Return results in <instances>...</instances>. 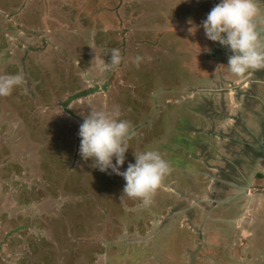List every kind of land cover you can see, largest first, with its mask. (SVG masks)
<instances>
[{"label":"rangeland","instance_id":"1","mask_svg":"<svg viewBox=\"0 0 264 264\" xmlns=\"http://www.w3.org/2000/svg\"><path fill=\"white\" fill-rule=\"evenodd\" d=\"M219 2L0 0V20L9 26L21 24L28 36L25 40L34 45L56 41L51 42L55 48L51 46L50 51L19 57L25 58L23 70L18 72L25 75L22 86L27 88L13 94L28 101L30 109L24 113L21 105L20 114L12 111L9 119L0 118V264H139L137 258H144L141 264H231L225 258H232L234 264L241 258L245 264L264 262V254L256 250H264V215L251 225L238 221L251 219L257 207L264 208L256 201L257 188L242 186V194L232 195L233 206L229 193L222 200L211 197L210 202L199 190L209 181L212 186L218 179L251 176L250 170L240 173L249 169V159L241 161L238 166L242 171L238 172L231 168L236 159L225 158L226 134H242L247 125L264 146V68L243 76L231 73L226 65L232 52L208 39L200 26ZM14 4L23 7L24 13L15 15ZM257 4L264 10V0ZM197 14L201 16L194 18ZM261 20L264 14L256 21L264 35ZM158 27L169 29L171 40H162L169 43L167 49H156L152 43V32L157 36ZM194 27L196 31H190ZM32 32L37 33L36 40L31 38ZM6 34L0 31V45L4 42L9 47V40L15 43L11 46L21 44L17 34L12 37L8 33L7 38ZM114 50L120 63L100 74L92 66L93 57L110 62ZM10 59L14 57H6ZM32 80L33 85L28 83ZM192 90L199 94L186 98L185 92ZM224 94L236 103L227 106L230 99L226 97L229 110L221 114L214 100H222ZM100 96L106 100L97 101ZM255 96L261 101L251 105ZM102 103L120 105V118L132 127L139 122L144 125L143 143L135 144L136 135L129 140L130 154L126 153L121 171L135 163V154L143 151L157 150L170 164L172 153L166 151L181 155L187 147L184 150L194 154L191 166L198 175L184 177V167H179L180 171L164 178L147 205L139 198L124 196L126 181L111 169L94 176L92 171L98 168L80 155L79 130L91 108L100 110ZM185 105L192 113L184 118L178 112ZM219 120L223 122L220 126ZM236 122L243 126L241 130L234 131ZM227 123L230 132L221 130ZM168 133L169 137L163 138ZM173 134L177 138H172ZM158 135L159 140L154 138ZM183 135L184 140L179 139ZM207 136L209 152L205 153ZM189 139L202 140V146L199 142L194 149L187 146ZM251 191L255 202L243 196ZM191 202L198 204L193 207L194 214L187 209ZM157 210L161 220L169 222L168 229L158 224L160 219L153 225L152 213L158 214ZM207 211L216 218L213 226L201 229ZM172 235V246L162 248L165 241L161 238ZM48 244L57 248L56 257L51 246L46 252Z\"/></svg>","mask_w":264,"mask_h":264},{"label":"clouds","instance_id":"2","mask_svg":"<svg viewBox=\"0 0 264 264\" xmlns=\"http://www.w3.org/2000/svg\"><path fill=\"white\" fill-rule=\"evenodd\" d=\"M260 15L257 0H220L200 25L208 39L230 49L232 55L226 66L237 76L264 68V35L256 22ZM193 29L196 31L195 27L190 31ZM120 59L117 50L112 52L110 62L95 56V67L103 74L118 66ZM25 83L22 72L0 75V97L10 96ZM79 136L81 157L85 161L91 159L93 167L100 171L111 169L122 176L126 181L124 196L139 198L145 205L171 171L169 162L157 150L135 154V163H129L127 169L121 171L129 150L128 142L135 132L129 121L120 118L118 108L111 111L91 108L80 125Z\"/></svg>","mask_w":264,"mask_h":264},{"label":"flooded vegetation","instance_id":"3","mask_svg":"<svg viewBox=\"0 0 264 264\" xmlns=\"http://www.w3.org/2000/svg\"><path fill=\"white\" fill-rule=\"evenodd\" d=\"M261 14H264V10L263 9H261ZM199 16H201V14H197V15H195L194 16V18H198ZM193 18V19H194ZM263 19V18H262ZM4 19H1L0 20V31L1 32H5V31H7V34L5 35V37L7 38L9 35H8V33H11V36L13 37L14 35H16L17 34V36L16 37H20V39H22L21 40V44L20 45H13V46H11V44H15V43H12L11 42V40H9V42H10V46L8 47V46H6V44L4 43V42H1V45H0V75H5V74H17V73H20V72H18V71H20V70H23V68H22V65H21V63H22V61H23V59H25V58H23L22 60L19 58V57H31V52L32 51H35V52H43V53H45V52H47V51H50L51 50V46H53V45H50L51 44V42L52 43H55L56 41L54 40V39H50L49 41L50 42H48V43H46L45 44V42H43V41H40V42H37L36 43V45H34L33 43H32V41L30 42H28L27 40H25V37H28L27 36V34L24 32V29H21V24H19V23H17L16 24V26L17 27H20L19 29H14V28H11V27H8L9 25H8V23H6L5 24V21H3ZM262 22V24L264 23V20H261ZM3 22H4V25H3ZM3 25V26H2ZM6 25V26H5ZM2 38L0 37V40H1ZM9 39V38H8ZM137 40V39H136ZM43 42V43H42ZM40 44H42L43 46H41L40 47ZM17 47H21L20 49H17ZM36 48V50H33V48ZM54 47V46H53ZM55 48V47H54ZM25 49H27V51L26 52H24V50ZM6 57H14V59H10V60H6ZM95 57H93V61H92V66L93 67H95V65H94V63H95ZM36 64H38V62H36ZM96 64V63H95ZM12 65H16L17 66V68L15 69ZM94 69V68H93ZM27 70V69H26ZM28 83H30V84H32L33 85V83H34V81L32 80V81H28ZM27 88V87H26ZM26 88L24 87V86H21V87H17L14 91H13V93H15L16 95L19 93V92H22L23 90H26ZM96 91H99L100 89L99 88H96L95 89ZM29 91V90H28ZM11 94L10 96H7V97H0V100H6V102H0V118H3V119H9V117H10V115H11V112L12 111H14V112H17V113H21L20 112V110H19V107L22 105V108H23V111H24V113L25 112H27L29 109H30V107L27 105V103H28V101H22V100H18V97L16 96V95H14V94ZM189 93V92H188ZM187 92H185V95H187L186 96V98H194V97H196V94H199V91H196L195 92V90H192V92L190 93V94H188ZM224 93V92H223ZM257 94V93H256ZM90 95H91V93H90ZM226 97H227V95H225L224 94V97H222L221 99L222 100H219L218 102L217 101H215L214 100V102H216V105L215 106H217V107H215L217 110H219L218 112L219 113H221V114H224L225 112H227L228 110H229V108L228 107H226V105H225V99H226ZM16 98V100H17V103L15 104L14 103V99ZM228 100L230 99V101H229V104L227 103V106H231V103H232V101L234 102V103H236V101L234 100V98L232 99V97L230 96V95H228ZM108 99V98H107ZM111 99V98H110ZM182 100H183V102H184V100H185V98L182 96V98H181ZM79 100H81V99H79ZM101 100V101H100ZM104 100H106V98H105V96H103V97H99V99L97 100V101H100V102H104ZM181 100V101H182ZM217 100V99H216ZM258 100H260L257 96H255L254 98H251L250 99V103H251V105L252 104H254V105H256L257 103H258ZM107 101H110V100H107ZM113 101V100H112ZM186 101V100H185ZM261 101V100H260ZM105 104V105H104ZM113 104V103H112ZM106 106H109L110 108H111V110H113L114 108H118L119 110H120V105H107L106 103H102L99 107H100V110H106ZM223 106H225V107H223ZM91 107V106H90ZM95 107H97V106H95ZM94 107V108H95ZM251 108H252V106H250ZM239 108H241V107H239ZM17 109H18V111H17ZM110 110V111H111ZM196 111H198V110H196ZM214 112V111H213ZM179 114H181V115H184V118H185V114H187V115H189V116H191V113H192V110H190V106L189 105H185L179 112H178ZM216 113V112H215ZM2 115V116H1ZM48 118V117H47ZM205 119H208V120H206V121H209L210 120V122H211V118L208 116L207 118H206V116L204 117ZM49 119H51V118H49ZM48 120V119H47ZM51 120H53V119H51ZM41 122V121H40ZM219 122V124H218V126H220V124H223V122H222V120H219L218 121ZM141 122H139V123H136L134 126H133V130H134V132H135V135L136 136H138V138L137 137H135L136 139H138V141L135 143V144H137V143H141V145H142V143L143 142H141V140L142 139H144V133L142 132V130H141V128L144 126H142L141 124H140ZM200 123V125L201 126H203L204 125V123L203 122H199ZM180 124V123H179ZM236 125V128L237 129H235L234 128V131H237V130H241V127H243V126H238L237 124V122L235 123ZM48 126V125H47ZM142 126V127H141ZM187 126V125H186ZM245 128H244V132L242 133V134H240V133H236V134H238V135H236V134H233V133H231L230 135H227L226 134V136L228 137L227 138V144H225L224 145V150H226V153H224L225 154V158L226 157H229V159L230 158H232V159H234L235 160V164L232 162L231 164H233V166H231V168L232 169H238V172H239V170H241L242 171V169H239L240 167L238 166V165H241V161L244 159V158H246V159H249V161H250V165L248 164V166H249V169L248 168H246L245 169V172H240L241 174L243 173V174H245L246 173V170H250L249 171V174H251V176H250V178H247V177H243V179L241 178V179H237V178H233V177H230V178H228V179H226V180H220V179H218L217 180V185H215V182L212 184V186L210 185V181L206 184V186L205 187H203V188H199V190H201L202 192H203V198H207V199H209V201L211 202V197H215L216 196V199L217 198H222L225 194H227V193H229V196H230V198H231V201H229L230 202V204H231V206H233V204H235L236 202H234V200H233V198H234V196H232L233 194H235V192H237L238 194L240 193V194H242V186H249V184L251 185V186H253L254 188H257V194H259V195H263V196H259V197H263V200L261 201L262 202V204L264 205V181H261L262 179H264V153H263V148H264V146H263V144L260 142V139L256 136V134L253 132V131H251L250 129H249V127L247 126V125H245L244 126ZM230 128H231V126L227 123V125L226 126H224V127H222L221 128V130H226L227 132H230L229 130H230ZM232 130H233V127H232ZM137 132L139 133V135L140 134H143V137H139V135H137ZM223 134H225V133H223ZM169 135V133L168 134H165V135H163L164 137L163 138H165V137H167ZM177 136L178 135H176V134H173L172 135V138L173 137H176L177 138ZM200 135H198V137H199ZM244 136V137H243ZM159 137H161V135L159 136H156V137H154V138H157V140H159ZM169 137V136H168ZM186 136L185 135H183L182 137H180L179 139H182V140H184V138H185ZM197 137V138H198ZM263 137V136H262ZM171 138V137H170ZM209 138L210 137H208L207 136V138H206V140H205V142H204V146H203V150H205V153H208L209 151H208V144L210 143V140H209ZM264 138V137H263ZM205 139V138H204ZM190 140H194V139H189L188 141H189V143H188V145L187 146H189V147H191V148H196L197 147V145H196V142H199V144H200V146H202L201 144H202V140H199V139H196V140H194V141H191L190 142ZM155 141V140H154ZM205 143H208L207 144V146H205ZM228 143H229V145H228ZM2 144L0 143V146H1ZM184 148H187V147H184ZM184 148H183V150L181 151V155L180 154H178V153H176V152H174V151H169V150H167L166 152L168 153V152H170V153H172L171 154V159L169 160V161H171L170 162V167H171V171L170 172H172V173H169V174H173V173H175V172H178V171H180V169H179V167H184L183 168V173H185L184 174V177H188L190 174H191V176L193 177V175H198L197 174V171L195 170H193V167L191 166V161H192V159H193V156H194V154H191V151H190V149H187V150H184ZM226 148H228V149H226ZM262 153V154H261ZM127 154H130V151H128L127 152ZM183 155H185V156H183ZM183 157V158H181V157ZM188 156V157H187ZM182 159H183V161H185V163H183V161H182ZM230 161H231V159H230ZM235 165V166H234ZM231 168L229 167L228 168V170H231ZM237 171V170H236ZM92 173H94V176H98V175H100L99 173H100V170L99 169H96V171L95 170H93L92 171ZM262 174V175H261ZM104 176V175H103ZM102 178V177H101ZM168 179H170V178H168ZM249 179V180H248ZM187 180V179H186ZM188 181V180H187ZM260 181V183H261V185L259 186V187H257V182H259ZM190 185V184H189ZM189 185H188V187H189ZM202 185H204V184H202ZM239 185V186H238ZM189 189H190V187H189ZM192 189V188H191ZM191 189H190V191H191ZM253 194V193H252ZM248 196V198L251 200L252 198H254V197H252L251 196V194H245V195H243V196ZM254 196V195H253ZM33 198H34V196H33ZM32 200V199H31ZM222 200V199H221ZM204 201V200H203ZM43 202L45 203V204H47L46 202V200L44 199L43 200ZM52 204H54V203H52ZM49 205H51V204H49ZM198 204H192V202H191V204H188L187 205V209L190 211V212H192V214H194L193 213V207L194 206H197ZM218 205V204H217ZM250 206H254V205H250ZM53 209V208H52ZM148 210H150V209H148ZM236 209H234L233 210V207H231V211H235ZM157 213L158 214H156V213H152V217H153V219L154 220H152V222H153V225H157V223L156 224H154L155 223V221H158L159 219L161 220V218H160V215L161 214H159V211L157 210ZM237 216H238V214H237ZM236 216V217H237ZM41 218V217H40ZM60 218H61V216H60ZM59 218V219H60ZM214 218H216V216H215V214L213 213V212H211V214H209V212L207 211V212H205V214H204V217H202V220H201V229H202V226L204 227L205 226V228L207 227V225H211V226H213V224H214ZM249 220V219H248ZM164 222H166V220H161V222L159 223L158 222V224H160V226H162V225H164L163 227H165V228H167L168 229V223L169 222H166V223H164ZM242 225H245V223H244V221L242 222ZM246 226V225H245ZM164 229V228H163ZM240 234V233H239ZM239 234H237L236 235V237H238V238H240L241 237V235H239ZM155 236V235H154ZM159 236L160 237H163L162 236V234H159ZM158 236V237H159ZM240 236V237H239ZM159 237V238H160ZM172 238H173V235L172 236H170L169 238H167V239H162L161 238V240H162V242L163 241H165L164 242V244H162V248H165V247H167L169 244H171V246H172ZM166 240H168V242H166ZM53 243H56V242H53ZM159 243H161V242H159ZM58 244V243H57ZM49 246H51L52 248H53V251L55 252V257H56V255H57V251H56V249L57 248H55V247H53V245H49L48 244V246H46V252L48 251V250H51L50 248H49ZM175 246V245H174ZM173 246V247H174ZM169 247V246H168ZM172 247V248H173ZM45 252V253H46ZM35 253H37V251H35ZM140 253H141V250H139L138 251V257H141V255H140ZM118 255V254H117ZM135 257V256H134ZM120 259H121V257H120ZM138 260H139V264H141V262L143 261V259L144 258H142V259H139V258H137ZM123 261V260H122ZM125 262V261H124ZM121 263H123V262H120V264ZM126 263V262H125Z\"/></svg>","mask_w":264,"mask_h":264},{"label":"crops","instance_id":"4","mask_svg":"<svg viewBox=\"0 0 264 264\" xmlns=\"http://www.w3.org/2000/svg\"><path fill=\"white\" fill-rule=\"evenodd\" d=\"M14 6V7H13ZM12 9H15V11H14V13H15V15L17 14V13H24V11H23V7H21L20 5H17V6H15V4L14 5H12ZM15 15H13L12 17H11V19L12 18H14L15 17ZM0 17H3V15L1 14V11H0ZM3 21H5V20H3ZM6 22V21H5ZM1 23V22H0ZM18 23V22H17ZM9 27H11V28H14V29H19L20 27H17L16 25H13V26H9ZM21 29H23L22 27H21ZM48 31L50 30V29H47ZM168 28H162V27H158V28H156L155 29V31L157 32V31H159V33H157V36H156V34H154V31L152 32V43L154 44V46H155V48L156 49H158V47L160 48V47H162L163 49H167V45H169V43H167V44H165L164 43V41H162L164 38H169V41L171 40V36H170V34H168ZM31 31H34V30H31ZM45 31V30H44ZM32 35H34L33 37H31L33 40H36L37 38H38V35H37V33L35 32V33H33L32 32ZM168 41V42H169ZM159 44V45H158ZM159 51H161V50H159ZM96 57H98V56H96ZM208 115V114H207ZM263 153H264V151H263ZM261 181H264V179H262ZM261 185V183H260V181L259 182H257V187H259ZM250 192V190L248 191V193ZM252 192L253 191H251V196L252 197H254L253 195H252ZM259 196H263V195H259ZM257 197V199H256V201L257 200H260V201H262L263 200V197ZM250 201H252V202H255V199L254 198H252ZM258 209L256 210V213H255V215L254 216H252V218L251 219H245V218H240V219H238V221L242 224V222L244 221V223L246 222L248 225H251V224H253L254 222H255V220L258 218V217H260V216H262V215H264V214H262V211L264 212V208H261V207H257ZM256 250H258V251H260V253H263L264 254V250H261V249H256ZM225 259H227V260H230L231 261V264H234V263H232V258H225ZM224 259V260H225ZM242 260L241 261H239V262H236L237 264H245V259H243V258H241ZM262 262H263V260H262ZM264 263V262H263ZM262 263V264H263Z\"/></svg>","mask_w":264,"mask_h":264},{"label":"bare ground","instance_id":"5","mask_svg":"<svg viewBox=\"0 0 264 264\" xmlns=\"http://www.w3.org/2000/svg\"><path fill=\"white\" fill-rule=\"evenodd\" d=\"M115 261V260H114Z\"/></svg>","mask_w":264,"mask_h":264}]
</instances>
